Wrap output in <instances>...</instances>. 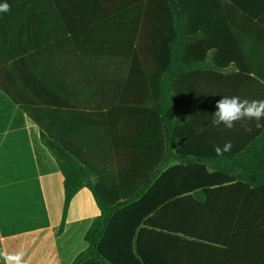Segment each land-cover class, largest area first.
Segmentation results:
<instances>
[{"label": "trees", "instance_id": "trees-1", "mask_svg": "<svg viewBox=\"0 0 264 264\" xmlns=\"http://www.w3.org/2000/svg\"><path fill=\"white\" fill-rule=\"evenodd\" d=\"M7 3L0 90L40 127L57 158L59 230L82 187L101 211L71 264H240L242 237L264 230V159L229 152L232 161H204L191 148L204 138H242L258 140L245 156L264 152V128L254 121L232 129L212 123L222 96L264 100V65L219 49L220 35L204 32V20L187 11L201 3Z\"/></svg>", "mask_w": 264, "mask_h": 264}, {"label": "crops", "instance_id": "crops-1", "mask_svg": "<svg viewBox=\"0 0 264 264\" xmlns=\"http://www.w3.org/2000/svg\"><path fill=\"white\" fill-rule=\"evenodd\" d=\"M187 1L203 4L196 11L189 6L187 11L204 20V32L220 35L219 49L243 56L244 64L264 65V0ZM81 63L76 60L74 64ZM65 79L72 80L70 76ZM72 113L78 114L75 109ZM228 141L233 145L230 152H236L234 159H264L259 148L245 156V147L258 140L204 138L192 142L191 149L204 161H232L229 152L218 156L214 150ZM257 144L261 146L262 141ZM188 157L194 159L192 154ZM176 163L179 161L173 158L172 164ZM63 206L64 175L56 156L43 143L40 127L0 90V248L24 251L27 264H71L87 247L85 234L101 211L91 190L82 187L72 199L64 228L59 230ZM260 232L242 237L241 251L236 255L240 264H264V230Z\"/></svg>", "mask_w": 264, "mask_h": 264}, {"label": "clouds", "instance_id": "clouds-1", "mask_svg": "<svg viewBox=\"0 0 264 264\" xmlns=\"http://www.w3.org/2000/svg\"><path fill=\"white\" fill-rule=\"evenodd\" d=\"M10 11V5L5 2L0 3V13ZM150 106V105H149ZM215 112L212 114V123L215 126L221 124L226 129H232L236 122L247 120L254 121L255 128H264V100H248L241 99L239 96H222L215 104ZM246 131L251 132L252 128H246ZM233 145L230 141L226 142L222 147L215 146V152L218 156H223L230 152ZM0 259L3 264H27L24 251L10 252L0 248Z\"/></svg>", "mask_w": 264, "mask_h": 264}]
</instances>
